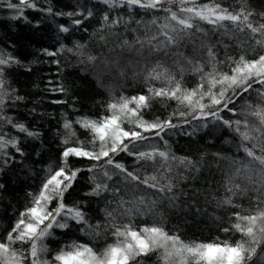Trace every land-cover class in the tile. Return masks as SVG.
<instances>
[{"label": "snow or ice", "instance_id": "1", "mask_svg": "<svg viewBox=\"0 0 264 264\" xmlns=\"http://www.w3.org/2000/svg\"><path fill=\"white\" fill-rule=\"evenodd\" d=\"M0 5L17 13L11 17L13 20H27L25 9L49 16H67L72 28L58 25L60 33L81 29L85 21L100 11L98 5H104L97 32L104 46L109 44V37L112 38L114 46L108 49L110 52L119 48L121 53L134 51L144 60L153 55L158 57L143 77L146 93L131 97L121 95L111 100L105 105L108 114L99 118L77 116L74 120H64L59 164L47 167L38 191L28 193L29 204L0 235V264H147V258L153 254L154 264H250L254 257L264 264V207H261L264 205V11L257 12L248 0H235L227 5L220 0L207 3L200 0H94L91 6L81 5L77 0V7L69 12L55 11L50 4L41 8L36 0H0ZM159 13L164 15H157ZM149 14H152L150 19L145 20L144 16ZM133 24L135 27H131ZM202 24L211 27L205 29ZM128 32L135 34L133 39L124 36ZM237 34L243 37L238 45L241 52L233 56L223 38L235 39ZM244 45L249 48L244 49ZM220 46L224 48L223 57ZM85 47L77 42L73 47L61 44L57 50L40 51L48 57L64 51L84 57ZM256 48L261 51L254 58H247ZM98 59L103 60L109 71L124 74L120 58L109 60L103 53L100 57L88 54L79 62L94 64ZM52 62L60 63L59 60ZM15 67L26 66L12 52L0 49V174L3 175L14 170L17 164H23L27 153L22 137L37 140L41 135L8 114L10 107L25 100L9 80ZM26 70L31 71V68L26 67ZM186 74L198 77L194 87L184 86ZM152 81H159L162 86L157 87ZM51 91L67 93L69 89L60 85ZM252 92L256 93L258 102L254 104L244 99L238 113L237 101ZM155 99L175 101L176 111L164 119L159 116L151 121L144 119L143 111L151 108ZM225 112L244 119H225L222 115ZM189 116L192 120L222 125L239 137L236 148L246 159L233 161L238 166L222 185L225 195L215 201L217 207L241 209L232 212L229 226L222 228L225 233H240L241 238L234 243L227 240L185 242L178 234L166 231L162 222L139 228L134 224L136 217L162 216L157 209L164 202L167 208L176 211H183L187 205L175 189L180 180L194 177L177 173L176 169L190 172L200 169L188 157L172 153L165 136L169 130L182 127L173 122L175 118H183L184 124H191ZM125 124L129 127L125 128ZM74 125L89 133L91 138L87 143L79 139ZM150 138H159L163 146L152 145L142 150ZM122 155L131 158V168L120 159ZM70 158L92 163L86 169L74 168ZM83 171L92 174L90 190L84 196L97 198L104 205L100 209L102 218L95 223L88 215V200L65 202V195L73 189ZM241 180L247 184L242 185ZM5 189V183L0 182V192ZM250 192L253 195H249ZM236 197H248L255 203V210L246 214L242 205L234 203ZM73 228L95 240L104 238L105 245L97 251L90 244L73 239L53 251L46 243L57 230L66 234ZM108 238L111 242H107Z\"/></svg>", "mask_w": 264, "mask_h": 264}, {"label": "trees", "instance_id": "2", "mask_svg": "<svg viewBox=\"0 0 264 264\" xmlns=\"http://www.w3.org/2000/svg\"><path fill=\"white\" fill-rule=\"evenodd\" d=\"M15 2V0H13ZM41 8H46L49 4L55 11L69 12L77 7V0H36ZM208 0H200V3H207ZM224 4H233L235 0H220ZM81 5L88 3L90 6L94 0H79ZM250 7L257 12L264 11V0H248ZM100 11L105 6L98 5ZM96 11V9H94ZM100 11L90 20L85 21L79 30L70 33H60L58 25H65L72 28L71 19L67 16H49L44 12L25 9L24 15L27 20L21 18L13 20L11 17L17 13L8 9L6 5H0V49L12 52L26 67H15L11 70L9 80L11 86L15 88L19 95L25 100L10 107L8 114L16 121L27 124L30 128L38 130L41 135L37 140H24V150L27 156L23 158V164H17L14 170H8L7 175L0 174V182L5 183L6 189L0 192V235L5 233L17 219V213L23 211L29 204V192H36L45 176V170L49 165L56 167L59 164V154L62 150L61 141L64 138V120H74L77 116H89L99 118L107 115L105 105L113 99H118L121 95L126 97L146 93V84L143 80L147 70L152 66V62L158 59L153 55L147 60L137 56L135 52L124 51L117 48L114 52L108 49L113 47L112 38L109 37V44L104 46L99 41L97 29L100 19ZM152 14L145 15L144 19H150ZM157 15L163 16V13ZM79 18V17H77ZM202 27L209 29L211 26L202 24ZM135 27V25H131ZM83 28H87L84 31ZM123 31V29H121ZM95 33V35H94ZM106 34V33H105ZM134 33H124L128 39L134 38ZM216 37H213L215 39ZM243 37L237 34V38L229 39L224 37V43L229 44L228 51L233 56H238L241 48L238 47ZM84 44V57L74 55L67 51L61 52L55 57L43 55L41 49L57 50L61 44L66 47H73L75 43ZM248 49L249 45H244ZM191 54V50H187ZM256 48L255 52H250L249 59L254 58L260 52ZM109 60L120 58V67L123 75L118 71H109L102 59H98L94 64L79 61L85 59L88 54ZM221 57L224 55V48L220 46ZM145 56L147 52L145 51ZM170 64L171 61L164 58ZM59 60V65L52 61ZM139 61V62H137ZM224 70H227L225 67ZM197 76L186 74L184 86L192 88L197 83ZM157 87L162 86L159 81H152ZM63 85L69 91L67 93L53 92L51 89ZM258 87V86H257ZM244 99L251 100L254 104L258 102L256 93L237 101L235 107L239 113L244 105ZM55 100H67L66 104L53 103ZM35 109V112L32 110ZM175 101H160L155 99L152 106L142 113L144 119L154 120L156 117L167 118L176 111ZM66 114V115H65ZM225 119H244L243 116H233L231 113H222ZM191 124H184L183 118H175L174 123L181 124L182 127L169 130L165 139L168 140L170 150L178 157H188L199 167V172H190L183 168H177V173L194 177L180 180L175 189L181 201H187L183 211H176L166 207V203L161 204L157 211L161 215H144L136 217L134 224L137 228L144 224L163 223L165 230L170 234H178L185 242L212 243L229 241L234 243L241 238L240 233L222 231L223 227L229 226L230 214L234 211H241L239 208L217 207L216 200L225 195L222 185L227 179V175L232 174L238 166L233 163L236 160H245L244 154L238 152L236 144L239 137L231 130L222 125L209 123L208 121L192 120L187 117ZM211 120V118H209ZM250 121L254 118L248 117ZM207 123L208 127H202ZM76 134L80 140L87 143L90 140L89 133L74 125ZM125 128L129 125L125 124ZM195 129V131H193ZM7 131L8 129L5 128ZM13 134H16L14 130ZM186 132L193 133L186 135ZM150 135L151 134H147ZM152 145H162L159 138H150L145 142L142 150H148ZM36 153L40 155L37 156ZM20 159V158H18ZM130 168L133 166L131 158L121 156ZM70 164L74 168L86 169L92 162L70 158ZM31 169V171H29ZM151 171V168L148 169ZM87 171L79 174L74 187L65 195V202L68 204L76 200H88V215L95 223L96 219L102 218L100 209L104 206L97 198L85 197L84 193L90 190L91 182ZM246 185V181H239ZM248 187H252L248 185ZM186 193V195H185ZM253 195V193H249ZM234 203L243 206L247 214L249 210H255V203L248 197H236ZM189 205L191 207H189ZM55 206V202L53 205ZM264 207V205H261ZM200 209L196 211V209ZM77 240L90 244L97 251L105 245V239L95 240L92 237L81 233L76 228L71 232L63 233L56 231L54 237L49 238L46 243L55 251L64 242ZM107 242H111L108 238ZM26 248L27 245H24ZM259 252V250H258ZM155 254L147 258V264H154ZM250 264H261L257 258H253Z\"/></svg>", "mask_w": 264, "mask_h": 264}]
</instances>
